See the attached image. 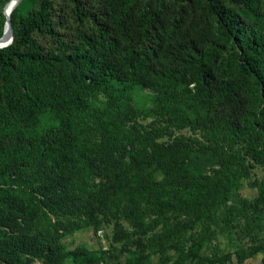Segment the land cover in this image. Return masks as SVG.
<instances>
[{"label": "rangeland", "instance_id": "374dc122", "mask_svg": "<svg viewBox=\"0 0 264 264\" xmlns=\"http://www.w3.org/2000/svg\"><path fill=\"white\" fill-rule=\"evenodd\" d=\"M53 1L65 20L60 35L72 47L87 50L91 38L101 40L99 26L78 19L72 1ZM40 2L24 0L22 14L29 17ZM87 2L100 7V0ZM157 3L136 0L129 8L115 0L109 6V29L119 40L109 53L122 70L117 76L87 85L65 65L45 80L30 76L31 100L5 86L0 136L6 153L41 161L22 173L0 174V198L23 201L36 213L18 226L2 222L0 242L10 247L16 238L33 244L51 239L56 254L5 252L0 264H264V159L231 130H204L195 122L212 109L215 83L228 86L241 77L239 47L223 35L204 0L189 5L188 13L182 10L187 0L175 8L173 0H163V21L144 33L134 20ZM3 17L4 10L0 29ZM191 23L202 34L196 48ZM34 36L58 51L50 35ZM147 60L177 70L178 78L142 66ZM207 68L215 79L209 92L201 77ZM238 92L249 111L256 91ZM59 153L76 158L80 169ZM48 174L61 183L55 200L74 196L72 210L48 211L39 191L10 186L22 175L30 183L40 178L31 187L41 186ZM5 210L0 200V214Z\"/></svg>", "mask_w": 264, "mask_h": 264}, {"label": "trees", "instance_id": "16d2710c", "mask_svg": "<svg viewBox=\"0 0 264 264\" xmlns=\"http://www.w3.org/2000/svg\"><path fill=\"white\" fill-rule=\"evenodd\" d=\"M10 0H0V13L3 16L5 5ZM24 0L18 3L13 9L10 19L13 27V41L8 46L0 48V98L3 92L6 91V85L12 84L13 93L17 97L18 94H27L28 99L34 97V90L30 87L31 80H45L53 77L57 68L65 65L73 69L74 74L79 80L87 85L95 81H103L107 76H117L122 70L116 64V59H110L109 53L113 48L118 46V37L109 29L110 22L108 21L109 6L115 0H100V7L94 9L89 5L87 0H70L73 2V12L77 18L84 20L89 18L94 24L99 26L101 31V40L99 38H91L87 50L72 47L70 42L64 39L59 32V26L65 24V20L58 15L53 0H41L38 10L34 11L29 17L24 16L20 10V5ZM131 0H122V3L131 8L135 2ZM150 5L157 1L148 12L141 17L136 18L134 22L139 23L143 28L144 33L148 32L151 27H156L165 17V8H162L163 0H139ZM183 0H173L174 7L167 5V8L183 5L179 3ZM188 5L182 6V10L188 13V6H193L201 0H187ZM205 10L214 16L222 29L223 35L229 41H234L239 47L238 65L241 77L234 82H230L225 86L222 83H215L214 89L216 92L213 107L206 116L195 120L197 125L204 127V130L210 128H219L221 126L225 130H231L232 135L242 140L255 150L259 159H264V0H204ZM4 23L0 29V37L4 35L6 15ZM4 28V29H3ZM189 34L192 36L190 44L196 48L197 42L202 37L198 27L191 23L188 27ZM36 32L50 35L58 44V51H54L45 47L35 36ZM113 34V35H112ZM142 66L151 68L161 75L169 79L178 78V72L174 69H164L160 63L156 61H143ZM201 77L205 84V90L210 91L212 83L215 82L214 74L211 69H202ZM239 90L257 93V99L253 101V105L247 111L246 105L239 98ZM12 94V95H14ZM228 98V99H227ZM246 111V112H245ZM228 131V132H229ZM7 152L3 139L0 136V174L8 173L9 176L22 173L30 167L34 162L39 163L41 160L35 158L36 155H11ZM42 154H45L43 151ZM63 162L72 164L75 169H80L77 159L69 156L68 153H59ZM14 155V156H13ZM13 159V164L5 161L6 158ZM1 165L5 166L2 167ZM70 172L71 168L67 167ZM76 173H78L76 171ZM21 180L10 183L11 188L16 185L30 186L31 189L39 191L43 195L40 199L42 208L55 209V212H67L72 210L70 204L72 199L68 198L57 201L54 199V187L59 186L57 181H54L55 176H43L41 186H34V179L30 183L29 176L22 175ZM64 172L60 173L62 180ZM41 180V179H40ZM56 182V183H55ZM73 192L67 193V197ZM3 205L7 206L8 210L0 214V226L4 224L18 226L19 220L24 222L32 221L35 218L33 212L24 202L8 197L0 198ZM63 201V202H62ZM85 200L82 202L84 204ZM80 203H77L75 208H79ZM40 207L38 206V209ZM43 213L48 212L43 209ZM17 239V240H16ZM7 247L5 241L0 242V255L3 253H32L34 256H49L53 259L55 256L54 241L49 240L47 243L41 242L33 244L31 239L16 238ZM43 246V247H42ZM47 252V253H44ZM5 253V254H6Z\"/></svg>", "mask_w": 264, "mask_h": 264}, {"label": "water", "instance_id": "95a60500", "mask_svg": "<svg viewBox=\"0 0 264 264\" xmlns=\"http://www.w3.org/2000/svg\"><path fill=\"white\" fill-rule=\"evenodd\" d=\"M13 1V9L18 5L19 2H21L22 0H10L7 2V4L5 5V8L6 6L11 2ZM9 25L10 28H11V35L9 36V38H5V33L3 36L0 37V48L2 47H5V46H8L9 44L12 43L13 41V27H12V23H11V19H10V15L9 16H6V24L5 26ZM6 39V40H5Z\"/></svg>", "mask_w": 264, "mask_h": 264}, {"label": "bare ground", "instance_id": "6f19581e", "mask_svg": "<svg viewBox=\"0 0 264 264\" xmlns=\"http://www.w3.org/2000/svg\"><path fill=\"white\" fill-rule=\"evenodd\" d=\"M12 11H13V1H11L7 6H6V8H4V12H5V15L6 16H9V15H11V13H12ZM5 38L7 39V38H9V36L11 35V28H10V26L9 25H7L6 27H5ZM5 39V40H6Z\"/></svg>", "mask_w": 264, "mask_h": 264}]
</instances>
